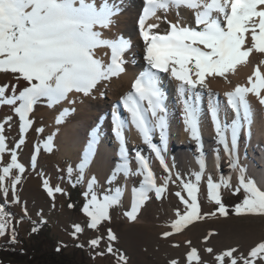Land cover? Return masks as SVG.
I'll return each instance as SVG.
<instances>
[{
    "label": "snow or ice",
    "instance_id": "obj_1",
    "mask_svg": "<svg viewBox=\"0 0 264 264\" xmlns=\"http://www.w3.org/2000/svg\"><path fill=\"white\" fill-rule=\"evenodd\" d=\"M170 7L194 10L196 27H184L179 23L169 22L170 30L165 34L152 32L151 30L159 25L146 26V21L155 16L157 10L168 11ZM119 11L115 5H109L108 0H101L99 5L96 0H0V72L12 73L17 80L23 79L27 82V86L18 95L15 94L16 85L0 84V106H14L13 111L21 122V134L32 125L29 113L42 99H46L48 106L52 107L66 100L70 93L88 96L101 81L111 80L125 72L126 61L123 56L131 48V42L123 36L105 39L102 38L101 32L114 24L113 18ZM138 23L140 35L145 42L143 59L146 66L132 82L131 90L121 98L112 112L113 133L120 145V163L113 170L110 181L121 173L125 177L132 174L125 139L129 123L139 133L143 142L149 145L159 163L166 171H170L162 155L163 150L153 143L152 138V134L158 130L161 142L166 144L167 141L168 108L165 105L164 93L159 87L161 73H170L178 82L176 92L182 108L184 128L191 139L197 142L199 149L202 111L201 93L198 89H208L206 77L219 76L230 83L226 73L234 72L237 65L246 63L254 51L264 55V0H146ZM246 34L251 36L250 46H246ZM100 48L110 50V55L105 53L109 55L107 63L96 56V50ZM248 85L250 86L238 84L231 91L224 93L225 114L229 109L234 113L230 124L221 122L218 103L210 100L208 104V114L218 142L228 153L230 166L233 168L239 167L238 157L234 153L242 127L241 120L251 124L252 113L247 96L255 95L260 105L264 106V73L260 71L259 66H256L248 77ZM9 87L12 94L6 95ZM208 91L211 95V90ZM120 104L128 114L127 119L121 118L118 112ZM69 111L64 109L56 118V123H62ZM6 120H11V117H6ZM3 131L4 124L0 123V154L7 150ZM229 131L231 147L226 136ZM23 143L24 139L21 138L16 148ZM96 143L97 131L94 129L79 164L81 173L90 162ZM44 147L52 151L51 136ZM35 151H39V145ZM135 160L138 164L136 174L141 175L143 179L139 189L133 188L131 211L126 213L132 220L136 218L139 207L149 199V192L154 190L156 197L160 198L166 187H158L155 184L149 160L140 151L135 152ZM197 163L200 167V171L195 174L197 183L183 184L190 202L179 192L176 193L187 205L188 210L183 215L177 211L179 218L171 224L175 232L201 218L196 194L198 182L206 168L202 151L197 157ZM13 168L18 169L20 173L25 171L23 165L17 162L15 151L11 153V162L2 169L3 174H0V188L5 195L7 188L4 187L3 181ZM244 171L241 167V185L247 195L243 202L236 206L235 213L264 215V191H261L253 180L245 182ZM20 179L19 175L14 178L13 190ZM94 180L93 177V181L89 182L90 189ZM224 183L227 186V183ZM44 187L49 195H52L53 190L48 187L47 181L44 182ZM219 188L220 184L213 183L209 176L208 197L220 205L218 211L222 215H227L220 201ZM56 191L62 190L56 188ZM120 195V190L117 189L114 195L104 196L102 202L95 194L92 195L83 208V212L90 218V228H96L101 221L110 218L108 209L119 203ZM4 215V209L0 206V235L5 232ZM74 228L73 235L82 231L79 225ZM35 230L34 228L33 231ZM171 234L163 233L165 237ZM109 238L115 239L111 230ZM12 240L15 242V236ZM97 243V240L91 241L93 246ZM108 251L111 252L112 249L109 248ZM207 251L212 252V249ZM235 251L236 249L227 250L216 259L223 264L225 257H229L230 264H238L237 258L233 257ZM193 258L199 259L196 249H192L188 254L189 260ZM239 259L242 264H257V260L264 262V241L253 247L247 257L241 256ZM171 264L176 262L172 261Z\"/></svg>",
    "mask_w": 264,
    "mask_h": 264
},
{
    "label": "rangeland",
    "instance_id": "obj_2",
    "mask_svg": "<svg viewBox=\"0 0 264 264\" xmlns=\"http://www.w3.org/2000/svg\"><path fill=\"white\" fill-rule=\"evenodd\" d=\"M5 74L0 72V77ZM20 123L19 117L14 118L13 126L18 129L15 142L14 140L9 142V131L3 133L7 150L0 154V174H3L2 169L11 162L13 151L16 152L17 162L23 165L25 171L20 173L18 169H11L3 181L7 194L5 195L0 188V206L5 213L3 217L5 232L0 235V242H13V236L18 244L34 242L41 233L48 230L58 244L67 250L71 251L76 246L81 248L88 264H171L172 261L176 264H221L216 257L230 249H236L233 257L237 258L238 264H242L239 258L247 257L253 247L264 241V215L235 213L236 206L243 202L247 193L241 185V176L238 178L233 169L226 172L220 168L212 175L202 174L196 194L201 218L175 232L171 224L179 217L174 216L171 210L181 214L188 210L187 205L176 193L179 192L190 202L183 184L197 183L195 174L200 170L189 171L175 161L174 175L170 176L160 165H151L153 175L161 177V183L166 185L165 191L160 198L156 197L154 190L149 192V199L136 213V217L141 220L135 221L126 215L129 211L124 205L125 191L120 174L115 175L111 181L108 180L105 186L95 178L90 189L85 183L84 174L73 172L69 159H65L62 173L56 175L52 163L46 158L38 157L33 161L32 150L25 154L22 148H16L21 138L26 139V132L23 134L20 132ZM32 126L30 127L37 133V128ZM5 128L8 130L7 126H4V130ZM49 136L51 133L45 130L44 137L38 139L37 144L40 145L41 151L47 150L44 144ZM151 156L155 157L154 154ZM242 168L245 170L244 181L253 180L256 186L264 191L260 188L258 179L246 166L242 165ZM17 175L21 179L13 190V180ZM209 176L213 183L220 184L219 196L227 215H222L218 211L220 205L208 197ZM142 179L143 177L137 175L135 170L133 177L135 188H140ZM45 181L53 190L52 195L45 189ZM57 183H62L63 186L61 199H57ZM117 189L121 195L119 203L108 209L110 218L101 221L96 228H90L88 226L90 218L83 212L85 204L93 194L102 202L104 196L114 195ZM233 194L239 195L237 204L233 200H227ZM75 225H79L82 231L73 235ZM109 230L115 239L109 238ZM165 232L172 234L165 237L163 235ZM92 240H97L98 243L93 246ZM109 248L112 249L111 252L108 251ZM209 248L212 252L207 251ZM192 249H196L199 259H188ZM230 260L231 258L225 257L223 264H230ZM257 264L264 262L257 260Z\"/></svg>",
    "mask_w": 264,
    "mask_h": 264
},
{
    "label": "bare ground",
    "instance_id": "obj_3",
    "mask_svg": "<svg viewBox=\"0 0 264 264\" xmlns=\"http://www.w3.org/2000/svg\"><path fill=\"white\" fill-rule=\"evenodd\" d=\"M101 0H96L99 5ZM109 5H115L120 9L119 13L113 18L114 24L108 29H102V38L116 39L123 36L131 42V48L124 53L125 72L119 77H114L108 81H101L92 90L91 94L85 96L81 93H70L68 98L52 107L48 106L46 99H42L36 105L29 118L33 121L32 127L43 129L37 133L29 127L26 130V139L20 148L23 153L28 154L32 150V158H46L52 163L55 174L62 173V165L65 159H69V165L75 173H81L79 164L81 163L84 150L87 146L91 133L95 129L97 131V143L95 145L94 154L90 158V162L85 167L83 174L85 183L89 186V182L96 178L104 186L110 177L113 176V170L120 163L119 157V142L116 140L113 133L112 112L121 98L131 90V84L136 79L137 75L144 70L146 61L143 59L145 52V42L140 35L139 18L143 14L146 6V0H108ZM171 23H179L184 27H196L194 10L186 7H170L168 11L157 10L155 16L150 17L146 21L147 24H158L157 28L152 29L154 33L165 34L170 30ZM246 46L251 44L250 34H246ZM110 50L100 48L96 50L97 58L109 61ZM264 55L256 53L250 54L246 63L237 65L234 72L226 73L230 83L226 82L223 77H206L208 89L211 90V95L208 89H198L201 93L200 106L202 111L200 122V148L197 147V142L191 139L190 134L185 131L182 120V108L177 99V81L171 77L170 73H161L159 87L164 93L165 105L168 108V129L166 144L162 143L157 130L152 134L153 143L160 147L165 163L170 171H166L168 175H174V165L177 161L183 168L189 171L200 170L197 163V157L201 151L206 160V168L203 173L212 175L213 172H218L220 168L226 172L234 170L237 177L241 176L240 168L245 165L257 179L260 188L264 190V106L260 105L258 98L249 94L247 99L251 106V124L248 125L241 120L242 127L238 133L237 146L235 156L238 157L239 167L233 168L230 166L229 155L224 151L222 144L218 142L214 125L211 122L208 114L209 101H213L220 105V119L222 123H231L234 118V113L229 109L225 114L226 97L225 92L231 91L236 85H248V77L252 75L256 66L260 67V71L264 73ZM0 84L16 85L15 94L27 86V82L23 79L17 80L12 73H6L0 77ZM12 94L9 87L6 95ZM264 94V93H262ZM19 105L17 101L16 106ZM14 106H0V123L8 127L9 142L17 140L18 129L13 126L14 118L18 115L13 111ZM64 109L70 111L64 116L63 122L56 123V118L63 112ZM118 112L123 119L128 118L126 110L120 104ZM6 117H11V120H6ZM125 132L126 148L128 152L130 168L132 174L125 177L120 174L121 181L124 187V205L128 211H131L134 188V171L138 164L135 160V152L140 151L149 160V166L160 165L161 169L165 168L159 163L156 157L146 143L143 142L139 133L129 123ZM48 130L52 137V151H35L38 139L44 137V131ZM5 133V134H6ZM20 136V135H19ZM231 147L230 131L226 133ZM16 139V140H15ZM7 143V142H6ZM9 145V144H8ZM40 146V145H39ZM217 152L219 158H217ZM155 155V154H154ZM155 184L164 186L161 177L153 175ZM58 188L63 191L62 183H57ZM56 186V187H57ZM62 191H57V199L62 198ZM55 195V196H56ZM176 217L177 212L171 210ZM180 215H183L179 213ZM109 216V214H108ZM139 217L135 221H140ZM81 221V220H80Z\"/></svg>",
    "mask_w": 264,
    "mask_h": 264
},
{
    "label": "trees",
    "instance_id": "obj_4",
    "mask_svg": "<svg viewBox=\"0 0 264 264\" xmlns=\"http://www.w3.org/2000/svg\"><path fill=\"white\" fill-rule=\"evenodd\" d=\"M238 194L230 195L227 200L237 204ZM222 198H220V201ZM59 249V250H57ZM84 251L76 246L71 251L58 244L55 237L47 230L34 242L18 244L0 242V263L26 264H88Z\"/></svg>",
    "mask_w": 264,
    "mask_h": 264
}]
</instances>
